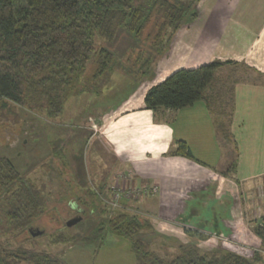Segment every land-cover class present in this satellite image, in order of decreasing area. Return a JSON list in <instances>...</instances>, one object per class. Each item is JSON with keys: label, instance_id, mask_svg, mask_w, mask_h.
<instances>
[{"label": "trees", "instance_id": "1", "mask_svg": "<svg viewBox=\"0 0 264 264\" xmlns=\"http://www.w3.org/2000/svg\"><path fill=\"white\" fill-rule=\"evenodd\" d=\"M196 16V8L191 10L182 0L145 3L134 0H0V126L18 123V107L55 118L62 111L67 95L84 89L74 82L86 76L89 67L92 66L94 77L111 73L114 55L109 49L96 45L95 36L111 41L118 29L124 27L141 37L143 49L135 53L142 59V67L132 66L128 72H138L134 76L143 78L145 66L152 57L144 48L160 56L177 29ZM223 66V61L213 60L195 68L173 71L145 91L146 108L152 112L161 108L176 110L203 100L216 130L232 138L228 125L234 107V80L229 81L233 72L221 73ZM57 143V140L52 141L53 153L61 151ZM170 154L203 163L183 140H176ZM235 171L236 157H233L221 174L235 180ZM79 187L71 188L65 200L76 206L75 212L82 216L80 220L88 214L97 215L92 227L96 232L107 229L128 239L136 264H261L264 260V214L252 220L251 230L260 244L251 255L230 249H204L195 241L176 242L170 254L161 255L151 248L149 237H143L144 233H154L150 220L119 207L111 210V206L101 203L95 191ZM0 201L10 204L12 210L7 212V219L14 225L13 230L22 229L28 234L27 227L47 229V222H42L48 207L46 198L40 196L32 182L4 154H0ZM63 226H66L64 222ZM185 231L199 240L207 237L195 230L186 228ZM74 239V235L62 232L51 237L54 243ZM0 264L67 263L46 251L0 247Z\"/></svg>", "mask_w": 264, "mask_h": 264}, {"label": "crops", "instance_id": "2", "mask_svg": "<svg viewBox=\"0 0 264 264\" xmlns=\"http://www.w3.org/2000/svg\"><path fill=\"white\" fill-rule=\"evenodd\" d=\"M196 11L197 16L177 30L170 50L160 55L149 79L124 74L132 90L117 103L94 112L109 116L100 122L102 145L91 146V165L101 170L94 180L106 182L100 179L107 172L112 183L118 181L125 187L156 185L153 195L120 200L118 207L130 204L147 213L176 215L182 221L174 225L169 221V229L179 230L180 242L192 237L187 228L207 235L199 246L205 242L216 246L219 241L230 246V241L258 247L260 239L249 221L264 214V192L257 189L254 194L248 181L264 179V0H199ZM213 60L223 61L236 73L228 125L232 138L216 130L203 100L176 110L146 108L144 95L151 85L179 68ZM176 140L185 141L203 163L170 154ZM233 157L235 181L221 174ZM127 169L133 174L119 181L118 175ZM110 185L106 191L102 186L93 191L109 198ZM135 209L131 212L138 215Z\"/></svg>", "mask_w": 264, "mask_h": 264}, {"label": "rangeland", "instance_id": "3", "mask_svg": "<svg viewBox=\"0 0 264 264\" xmlns=\"http://www.w3.org/2000/svg\"><path fill=\"white\" fill-rule=\"evenodd\" d=\"M134 1L135 3H145L150 0ZM182 1L189 4L191 10H195L197 7L198 2L195 0ZM189 21L186 23H189ZM175 34L166 50H170ZM94 40L96 45L109 49L114 55V73L111 77L109 72H105L99 77H94V70L91 69V66L86 76H81L74 82L76 85H82L84 89L80 92L68 94L62 111L55 118L44 117L26 108L18 107V123H10L11 125L8 124L7 126L1 124L0 126V154L10 157L13 164L24 177L29 179L40 192V196L45 197L48 202V207L45 210L46 218L42 219V222H47L45 224L47 229L44 231L41 226L27 227L28 234L22 229L18 230L15 228L13 230L14 225L7 219V212L12 210L9 207L10 204L0 203V247L12 250L22 247L46 251L61 257L67 264H136V256L131 250L128 239L117 236L107 229L101 231V234V232H96L92 228L97 219L96 214L85 215L82 220L71 226H63V222L66 224L67 219L81 216V214L75 212L76 206L71 201L68 204L67 200H65V198H68L71 188L73 190L76 186H81L78 189L85 190L89 188L93 191L95 186L99 188L102 186L105 187L106 191V188L113 182L112 175L107 172L103 174L104 179L102 177L100 179L102 182H106L97 183L94 180V174L101 170L91 165L89 158L91 146L96 142L102 145L100 143L102 138V124L100 122L109 117L105 113L96 115L94 112L99 111L106 104L113 105L122 97L127 96V92L132 90V83H129V78H126L124 74L129 73L134 76L133 74H138V72H128V69L132 66L135 68L142 67V59L139 60L138 54L135 52L143 49L144 41L141 37L135 36L124 27L118 29L116 37L111 41L99 36H95ZM144 49L147 50L146 54H152L151 61L145 66L146 73L143 78L146 80L154 74V69L160 56L155 51H149L148 48ZM131 50H134V53L130 52ZM220 71L222 74L233 72L227 65H224ZM234 74L236 73L233 72L229 81L234 80ZM89 113L94 115H89ZM87 136H90V140L86 142ZM53 140H57V148H60L61 151L53 153ZM106 161L110 163L111 159L108 157ZM248 182V187H251V191L254 194L255 192L257 194V189L261 193L264 192L262 190L264 189L263 178L256 182ZM234 192H239V190L234 187ZM110 196L107 198L102 194L101 196L99 195L101 203L105 206H111L115 196L113 194H110ZM121 200L125 201L128 199L121 198ZM101 203H98V205L102 206ZM118 205H112L114 208L111 206L110 209L115 210ZM120 207L127 211L135 209L130 204H121ZM135 210L138 211L137 214L140 217L147 218L153 227L155 226L153 229L154 233H144L143 237H149L147 238L149 239V245L159 254H170L172 246L177 241L183 240L179 239L181 235L178 234V229H175V231L173 229L170 231L169 229L171 226L170 222L174 225V222L182 221L176 215H167L164 211L162 215L156 212L152 214V212H143L140 208ZM253 224L254 222L250 220L249 227L251 228ZM31 228L33 231L41 230L43 233L32 235ZM58 232L74 235L75 239L69 242L59 241L54 243L51 237ZM245 234L249 233L245 232ZM100 235L102 236L100 237ZM188 240L197 243L200 241L193 237H187ZM227 243L230 246L225 244L224 241H219L216 246L205 242L201 247L204 249H230L244 255H251L253 249L256 248L247 243L237 242V244H231L230 241ZM263 263L264 260L261 264Z\"/></svg>", "mask_w": 264, "mask_h": 264}, {"label": "built area", "instance_id": "4", "mask_svg": "<svg viewBox=\"0 0 264 264\" xmlns=\"http://www.w3.org/2000/svg\"><path fill=\"white\" fill-rule=\"evenodd\" d=\"M132 174L131 169L125 170V172L118 175L119 181L127 178ZM110 189L112 191V194L115 196L113 198V204L112 205H118V201L121 200V198L126 199H137L140 197H145L149 195H153L157 192V187L155 185H148L143 187H136V186H123L120 184V182H115L110 185ZM264 264V263H263Z\"/></svg>", "mask_w": 264, "mask_h": 264}, {"label": "water", "instance_id": "5", "mask_svg": "<svg viewBox=\"0 0 264 264\" xmlns=\"http://www.w3.org/2000/svg\"><path fill=\"white\" fill-rule=\"evenodd\" d=\"M81 219V216H74V217H71L69 219L66 220V225L67 226H71L72 224L78 222L79 220ZM42 233L41 230H36V231H32L31 230V234L32 235H36V234H40Z\"/></svg>", "mask_w": 264, "mask_h": 264}]
</instances>
